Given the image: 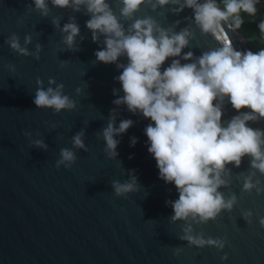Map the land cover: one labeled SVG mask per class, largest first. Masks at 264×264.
Instances as JSON below:
<instances>
[{"label": "water", "instance_id": "obj_1", "mask_svg": "<svg viewBox=\"0 0 264 264\" xmlns=\"http://www.w3.org/2000/svg\"><path fill=\"white\" fill-rule=\"evenodd\" d=\"M32 2L0 0V264H264V228L259 224V217H264V194L243 192V176L238 178L239 173L248 174L250 158L244 157L240 168L229 165L232 184L221 189L226 196L235 192L238 206L231 213L224 211L215 221L195 226L206 238L227 237L225 249L190 247L180 240L184 222L173 224L169 219L173 210L166 204L178 199V192L174 184L159 178L156 161L148 152L144 129L152 122L132 114L126 106L113 104L118 98L114 89L123 96L115 79L122 69L96 60L95 52L105 47L104 37L92 41L85 23L90 16L83 7L74 12L72 8H56L48 0L51 11L43 17L34 5L29 11ZM109 2L119 15L117 0ZM172 7L153 11L143 6L136 14L150 15L166 28L180 21L177 32L191 25L196 34L181 57L168 58L162 70L173 59L192 62L182 59L189 51L199 57L219 46L195 26L192 9L173 14ZM71 17L80 27L76 38L79 50L75 52L64 50L62 43L65 34L61 29ZM54 18H59L60 28L53 24ZM226 31L237 51L256 52L240 29ZM13 33L29 52L34 53L40 44V59L14 53L5 43ZM29 34L32 43L25 45L24 37ZM61 61L69 63L61 68ZM118 62L126 64L127 59L120 57ZM8 64L15 65V73L6 67ZM37 77L45 88L49 78L65 84V94L78 102L77 109L56 114L53 109L37 108L33 103ZM78 87L83 89L81 95L76 93ZM113 108H117V127L122 119L134 121L126 133L116 137L120 143L115 160L106 156L105 142L97 135L106 127ZM238 114L225 101L222 121L226 123ZM53 123L57 125L54 129ZM249 126L264 130V120L250 121ZM81 129H85L88 151L73 149L77 154L73 167L61 165L57 170L60 150L73 148L71 137ZM24 131L32 132L33 139H43L48 149L32 147ZM37 132L42 135L36 136ZM133 137L137 138L135 146H131ZM132 171L140 190L126 198L116 197L112 181H128ZM256 178L264 183V175L257 172ZM242 210L253 211L251 225L242 218ZM176 248L183 249L179 256L174 254ZM225 254L229 258L222 260Z\"/></svg>", "mask_w": 264, "mask_h": 264}, {"label": "clouds", "instance_id": "obj_2", "mask_svg": "<svg viewBox=\"0 0 264 264\" xmlns=\"http://www.w3.org/2000/svg\"><path fill=\"white\" fill-rule=\"evenodd\" d=\"M119 15L109 0H51L56 8H72L80 12L82 7L90 16L86 23L91 31L92 41L103 46L95 52L98 62L115 63L122 69L115 79L121 84L123 96L114 89L113 100L117 106H126L134 115L149 119L144 131L148 138V152L154 157L159 169V178L168 184H174L178 199L168 200L166 204L173 210L169 217L173 224L184 222L180 240L190 247H214L223 251L228 244L227 237H205L201 231L196 232V225L215 221L224 211L231 213L239 204L235 192L225 195L221 191L232 184V165L240 168L244 157L250 158V170L243 176L242 191L257 195L264 194V183L257 179V172L264 175V130L252 128L249 122L264 120V49L257 52L237 51L226 29L237 31L243 16H255L257 5L261 0H117ZM43 17L51 11L48 0H33L28 5ZM173 5L170 10L179 14L185 8L193 10L194 24L204 35H211L218 47L204 51L199 57L189 51L181 59H173L162 70L170 57H181L182 50L196 38L191 25L179 32L175 25L164 27L152 16L138 17L136 14L143 6H150L153 11ZM164 15V13H161ZM127 22V27H125ZM53 24L60 28L59 18ZM264 34V21L258 24ZM65 34L62 43L67 51H78L76 38L80 27L76 18L63 25ZM84 37H81L83 40ZM10 49L19 56H34L40 59L42 46L36 45V51L29 52L21 46L18 34H11L5 41ZM32 43V36L24 37V44ZM120 57H126L127 63H119ZM68 61H61L60 67L67 66ZM15 73L13 64L6 66ZM38 85L33 103L40 109H53L56 114L77 109V101L65 94V84L49 78L48 87L37 77ZM54 86V87H53ZM83 89L77 88V95ZM225 101L239 113L226 123L222 121ZM117 108H113L108 123L98 133V138L105 142V154L115 160L120 143L116 137L126 133L134 125L131 119H122L116 126ZM249 109L250 111H242ZM57 125L52 124L54 129ZM32 147L48 149L43 139H33L30 131H24ZM42 134L37 132L36 136ZM85 129L71 137L73 148H62L60 158L56 161L57 170L63 165L71 169L77 161L76 151H88L84 142ZM62 139V137H61ZM137 138H131L135 146ZM131 158V157H130ZM116 197H127L128 193L140 190L138 177L132 171L130 180L112 181ZM242 218L251 225L254 216L251 210H242ZM259 224L264 228V217H259ZM182 248L174 249L179 256ZM227 254L221 257L227 260Z\"/></svg>", "mask_w": 264, "mask_h": 264}, {"label": "rangeland", "instance_id": "obj_3", "mask_svg": "<svg viewBox=\"0 0 264 264\" xmlns=\"http://www.w3.org/2000/svg\"><path fill=\"white\" fill-rule=\"evenodd\" d=\"M257 8L258 11L255 16H248L246 14L243 16V23L239 28L256 52L259 48L264 49V34H262L258 28L259 20L264 15V0H261ZM251 28L257 29V32H259V41L253 38V31L250 30Z\"/></svg>", "mask_w": 264, "mask_h": 264}, {"label": "trees", "instance_id": "obj_4", "mask_svg": "<svg viewBox=\"0 0 264 264\" xmlns=\"http://www.w3.org/2000/svg\"><path fill=\"white\" fill-rule=\"evenodd\" d=\"M261 21H264V15L260 18L259 23H260ZM250 30L253 31V32H252V34H253V38H255L257 41H259L260 34H259V32H257V29H252V28H251ZM259 50H261V49H260V48L257 49V51H259Z\"/></svg>", "mask_w": 264, "mask_h": 264}]
</instances>
